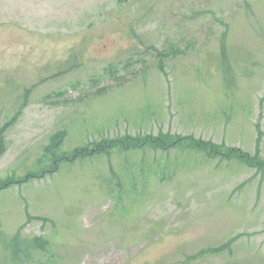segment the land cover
Segmentation results:
<instances>
[{
    "label": "rangeland",
    "instance_id": "1",
    "mask_svg": "<svg viewBox=\"0 0 264 264\" xmlns=\"http://www.w3.org/2000/svg\"><path fill=\"white\" fill-rule=\"evenodd\" d=\"M244 156L264 160V0H0V264L17 233L49 249L15 264H264Z\"/></svg>",
    "mask_w": 264,
    "mask_h": 264
},
{
    "label": "trees",
    "instance_id": "2",
    "mask_svg": "<svg viewBox=\"0 0 264 264\" xmlns=\"http://www.w3.org/2000/svg\"><path fill=\"white\" fill-rule=\"evenodd\" d=\"M131 139L129 137H125L123 139V141L121 139H114L108 143H100L97 144V146L95 147V153L97 154H109L111 148L113 147H118L120 142L124 143L125 142V148L129 149L130 145L132 146V148L138 147L139 144L137 145L136 143L134 144H127V141H130ZM137 143L139 141H136ZM142 143L141 146H145L147 144H149L150 146H152L153 148H158V149H162V150H169L170 148L173 147H177V146H185V147H190L191 145H193L194 147H197L201 150H205V152L207 153H211L213 156H215V152L217 154L219 150V146H216L215 144H213L212 142L209 141H204V140H197L193 137H180L177 138L175 140H170L167 136H158V137H146L144 140L140 141ZM223 147L225 148V150L227 151V155L228 156H232V154L234 153L232 150H229L228 148H226V146L223 145ZM233 152V153H232ZM64 154V153H63ZM55 156H57V160H65L67 158V156L65 157V154H59L57 155V153L54 154ZM247 160L248 163L250 164H254L255 166H260L264 168V160L260 159L258 157H251V156H244ZM36 249V250H42V251H47L49 249V243L46 239L44 238H33V239H23L22 235L20 233H17L15 236H13L7 243L6 245V249L9 251V256L11 258V260L13 261V264H15L14 262L16 260H18V258L22 257V256H26L28 255V252L30 251V249ZM222 248H218V249H209V250H203L202 252H200L197 255H194L192 258H196L197 256L203 255L205 252L210 253V252H218L220 251ZM11 254V255H10Z\"/></svg>",
    "mask_w": 264,
    "mask_h": 264
}]
</instances>
